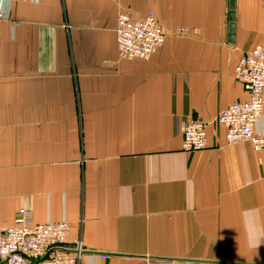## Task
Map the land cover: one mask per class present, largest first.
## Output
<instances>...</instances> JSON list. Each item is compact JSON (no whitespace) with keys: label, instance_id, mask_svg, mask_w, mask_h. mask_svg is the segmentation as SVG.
Wrapping results in <instances>:
<instances>
[{"label":"crops","instance_id":"1","mask_svg":"<svg viewBox=\"0 0 264 264\" xmlns=\"http://www.w3.org/2000/svg\"><path fill=\"white\" fill-rule=\"evenodd\" d=\"M0 10L2 227L21 208L67 221L79 264H264V149L228 144L217 120L249 98L234 70L264 43V0H236L234 42L230 0H0ZM124 11L160 20L167 37L151 58L120 55ZM196 117L207 146L190 152L182 128Z\"/></svg>","mask_w":264,"mask_h":264},{"label":"built area","instance_id":"2","mask_svg":"<svg viewBox=\"0 0 264 264\" xmlns=\"http://www.w3.org/2000/svg\"><path fill=\"white\" fill-rule=\"evenodd\" d=\"M6 15L0 10V36ZM117 45L123 58L149 59L165 43L167 34L152 11L134 20L127 12L117 18ZM235 78L249 94L225 107L219 122L226 128L228 144L250 142L256 150L264 149V132L255 129L264 113V43L246 52L235 67ZM208 122L191 118L183 124V149L198 151L207 146ZM71 226L67 221L38 222L33 210L21 208L14 223L0 225V264H79L83 246L70 243ZM102 257H107L102 254ZM138 264H213L208 259L139 256Z\"/></svg>","mask_w":264,"mask_h":264},{"label":"water","instance_id":"3","mask_svg":"<svg viewBox=\"0 0 264 264\" xmlns=\"http://www.w3.org/2000/svg\"><path fill=\"white\" fill-rule=\"evenodd\" d=\"M235 6L236 0H230V41L234 42L235 37Z\"/></svg>","mask_w":264,"mask_h":264},{"label":"rangeland","instance_id":"4","mask_svg":"<svg viewBox=\"0 0 264 264\" xmlns=\"http://www.w3.org/2000/svg\"><path fill=\"white\" fill-rule=\"evenodd\" d=\"M134 20H135V19H134ZM137 20H138V19H137ZM1 34H2V33H1ZM160 48H161V47H160ZM160 48H159V49H160ZM151 57H152V56H151ZM151 57H150V58H151ZM237 63H238V62H237ZM236 65H237V64H236ZM235 67H236V66H235ZM234 75H235V70H234ZM237 81H238V80H237ZM240 83H241V82H240ZM243 86H244V85H243ZM244 88H245V87H244ZM222 110H223V109H222ZM222 110H221V111H222ZM221 111H220V113H221ZM220 113H219V115H220ZM219 115H218V117H219ZM196 118H198V117H196ZM200 119H202V118H200ZM202 120H204V119H202ZM217 120H218V123H220V122H219V118H218ZM204 121H206V120H204ZM220 124H221V123H220ZM221 125L224 126L223 124H221ZM224 128H225V127H224ZM225 130H226V128H225ZM182 133H183V129H182ZM184 150H185V149H184ZM190 152H194V151H190Z\"/></svg>","mask_w":264,"mask_h":264}]
</instances>
